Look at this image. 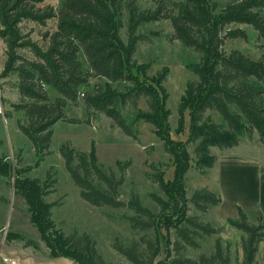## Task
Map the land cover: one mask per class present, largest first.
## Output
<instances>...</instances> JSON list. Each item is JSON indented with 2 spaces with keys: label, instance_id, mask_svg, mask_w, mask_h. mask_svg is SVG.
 Here are the masks:
<instances>
[{
  "label": "trees",
  "instance_id": "trees-1",
  "mask_svg": "<svg viewBox=\"0 0 264 264\" xmlns=\"http://www.w3.org/2000/svg\"><path fill=\"white\" fill-rule=\"evenodd\" d=\"M151 1L153 8L144 9L138 0H60L57 8L47 5L46 0H0V40L5 45L0 78H13L15 82L10 84L19 93V100L9 106L1 98L9 108L5 117L10 118L14 112L24 114L26 119L19 120L18 126L32 142L38 158L35 167L53 153V128L58 122L82 123L66 113L69 104L80 99L86 106L88 123L93 114L102 113L134 140L139 139L142 123L152 125L176 167L172 181H166L160 170L148 175L164 195H149L157 210L145 206L136 191L128 201L121 198L129 163L118 162L114 171L99 161L95 144L90 152L62 145L66 168L81 198L95 207L133 213L122 214L120 219L143 235L128 244L116 240L113 245L132 264H231L229 250L224 249L220 238L212 254L203 252L197 259L188 255L190 249L201 250L206 238L221 233L203 215L219 206L222 198L208 188L187 197L186 175L192 162L187 145H194L195 167L202 175L218 162L213 148L231 150L244 138L254 141L256 137L264 145V56L255 60L240 50H225L228 39L247 37L242 25L264 40V0ZM162 20L171 23L175 40L199 55V60L190 65L195 78L187 83L179 103L178 133L184 131L186 111L190 113L187 142L170 138L172 113L167 107L170 93L165 86L169 71L150 76V65L139 63L135 57L144 39L139 30ZM49 22L54 26L38 33L39 40L33 38L35 29L26 31L27 24L46 28ZM50 88L58 96L52 97ZM31 169L13 172L10 163L0 157V175L12 178L15 173V195L28 205L30 221L49 242L52 257L64 256L80 264H118L103 258L88 233L65 235L54 230L53 240L49 239V230L55 227L52 209L58 203L48 199L55 192L57 173L52 170L41 180L29 176ZM188 205L201 215H190ZM107 216L115 218L109 213ZM227 221L245 235L243 264H257L264 243L263 215L258 213L252 221L238 206V218ZM164 225L173 228L174 239L165 258H160Z\"/></svg>",
  "mask_w": 264,
  "mask_h": 264
},
{
  "label": "rangeland",
  "instance_id": "rangeland-1",
  "mask_svg": "<svg viewBox=\"0 0 264 264\" xmlns=\"http://www.w3.org/2000/svg\"><path fill=\"white\" fill-rule=\"evenodd\" d=\"M142 8H153L151 0H138ZM47 5L58 7L60 0H46ZM54 22H49L48 27H39L34 23L27 24L26 31L35 29L33 38L39 40L38 33L53 27ZM246 31V38L228 39L225 45L227 52L240 50L246 56L255 60H260L264 56V40L259 39L258 34L246 25L241 26ZM123 36L126 40L125 30ZM139 34L144 38L138 46L135 55L139 63L150 65L149 75L153 76L158 72L167 69L169 77L165 84L170 98L167 107L172 115L170 117V134L174 141L187 142L190 135V113H185V125L182 133L177 132L179 121V103L185 92L187 83L195 78L190 70V65L199 60V55L190 48L185 47L181 42L173 38L174 30L171 23L162 20L145 25L139 30ZM5 59V45L0 40V73L2 72V61ZM81 59L86 63L85 58ZM10 81L0 78V157L5 158L14 172L19 168H32L29 176L45 180L47 174L56 171L57 184L55 192L49 197V202L58 204L52 209V218L55 227L49 230V239L53 240L54 230H60L65 235L75 232L88 233L97 243L99 253L109 263L132 264L120 255L113 245L116 240L123 243H130L143 235L141 232L133 231L127 221L120 219L122 214L132 215L127 209H112L108 207H95L84 201L80 196V189L71 178L61 154L62 145L69 144L72 148L82 152H90L92 145L96 146V154L101 163L107 168L118 170V162L129 163L126 171L125 183L121 189V198L128 201L133 191H136L143 204L153 210H157L155 203L150 198L151 192L163 193L157 185L153 184L148 175L155 174L158 170L164 172L166 181L175 178L174 159L164 151V140L155 128L147 123L139 126L140 136L138 140L128 137L121 129L113 125L111 119L102 113H95L91 122L88 123L87 110L84 102L69 104L66 113L69 117L78 118L82 123H69L60 121L54 126V134L49 156H45L38 167H35L38 160L33 149L32 142L20 131L18 121H25L23 113H15L10 118L5 117L6 111L11 103L19 100V93ZM52 97L58 96L57 92L50 88ZM5 99L6 106L2 99ZM141 106L145 110V102L141 101ZM190 157H192L191 167L186 175V194L191 198L196 190L208 188L214 191L217 188L219 173L216 165L213 169L202 175L195 167L194 145H187ZM232 151L235 154H247L254 156L258 160L264 161V145L244 138L241 144L233 150L221 151L212 149L215 155H224ZM4 177L0 175V242L28 246L37 254L45 257H52V250L48 241L41 235L38 227L30 221L29 207L19 196L15 195L14 177ZM115 216L108 218L107 214ZM190 215H201L192 205H188ZM253 217V216H252ZM251 217V220H252ZM204 220L211 222L221 233L213 237L206 238L199 251L189 250V257L197 259L201 253L210 255L214 252L215 241L220 238L224 249L229 250L232 263L243 264L242 239L245 236L242 232L233 228L228 221L221 220L218 209L212 207ZM173 228L164 225L161 228V242L163 253L160 258H165L167 250L173 243ZM156 237V233H149ZM257 264H264V243L261 244L257 254ZM0 264H9L0 259Z\"/></svg>",
  "mask_w": 264,
  "mask_h": 264
},
{
  "label": "crops",
  "instance_id": "crops-1",
  "mask_svg": "<svg viewBox=\"0 0 264 264\" xmlns=\"http://www.w3.org/2000/svg\"><path fill=\"white\" fill-rule=\"evenodd\" d=\"M231 152L219 155L216 163L219 176L214 191L222 198L218 214L223 221L237 219L240 206L256 221L258 213L264 217V161Z\"/></svg>",
  "mask_w": 264,
  "mask_h": 264
},
{
  "label": "water",
  "instance_id": "water-1",
  "mask_svg": "<svg viewBox=\"0 0 264 264\" xmlns=\"http://www.w3.org/2000/svg\"><path fill=\"white\" fill-rule=\"evenodd\" d=\"M0 259L9 264H80L68 257H45L34 250L0 242Z\"/></svg>",
  "mask_w": 264,
  "mask_h": 264
}]
</instances>
